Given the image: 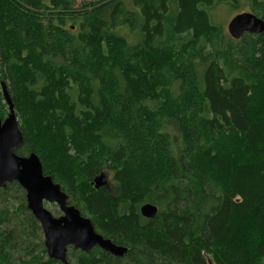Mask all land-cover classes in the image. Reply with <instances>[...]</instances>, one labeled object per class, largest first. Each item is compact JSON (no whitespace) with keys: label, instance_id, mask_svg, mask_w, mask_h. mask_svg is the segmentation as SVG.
<instances>
[{"label":"trees","instance_id":"trees-1","mask_svg":"<svg viewBox=\"0 0 264 264\" xmlns=\"http://www.w3.org/2000/svg\"><path fill=\"white\" fill-rule=\"evenodd\" d=\"M222 5L264 19V0H0L16 154L128 248L69 264H264V33L231 38ZM43 237L19 184L0 188V264H62Z\"/></svg>","mask_w":264,"mask_h":264},{"label":"water","instance_id":"water-1","mask_svg":"<svg viewBox=\"0 0 264 264\" xmlns=\"http://www.w3.org/2000/svg\"><path fill=\"white\" fill-rule=\"evenodd\" d=\"M227 30L235 40H240L246 33L260 35L264 33V19L252 12L240 13L229 22ZM2 88L9 115L5 120L0 119V188L16 182L24 190L27 208L42 228L48 257L69 264L67 254L71 247L83 252L99 248L115 258L123 257L128 248L104 238L96 231L91 219L68 203V196L61 185L44 174L43 164L36 153L28 156L16 154L15 150L24 144V135L5 84ZM105 178L102 173L95 179L96 189L107 185ZM46 203L56 204L62 215L55 217L46 208ZM140 212L146 219H155L158 207L145 204Z\"/></svg>","mask_w":264,"mask_h":264},{"label":"rangeland","instance_id":"rangeland-1","mask_svg":"<svg viewBox=\"0 0 264 264\" xmlns=\"http://www.w3.org/2000/svg\"><path fill=\"white\" fill-rule=\"evenodd\" d=\"M97 1H99V0H76L77 4L79 6L84 5V4L95 3ZM243 9L245 12H248L246 7H244ZM213 13H214L215 18H216V15H218V20L220 21L221 24H223V26L225 27V30L228 32L227 26H228L229 22L236 15H238L240 13H244V12H241L238 10H233L231 8V6H229V5H222ZM218 20H216V21H218ZM103 173L106 175L105 181L107 182V185L105 187L112 186V182H113L112 172L110 170L106 169L105 171H103ZM17 197L19 198V195H17ZM14 202H15V200H12V205ZM46 208L56 217H59L62 215L59 207L56 204L46 203ZM209 264H212V263L210 262Z\"/></svg>","mask_w":264,"mask_h":264},{"label":"flooded vegetation","instance_id":"flooded-vegetation-1","mask_svg":"<svg viewBox=\"0 0 264 264\" xmlns=\"http://www.w3.org/2000/svg\"><path fill=\"white\" fill-rule=\"evenodd\" d=\"M263 19V18H262ZM67 196H68V203L70 204V200H69V195L67 194ZM70 205H72V206H75V205H73V204H70ZM76 207V206H75ZM77 208V207H76ZM62 214V213H61ZM60 217V216H59Z\"/></svg>","mask_w":264,"mask_h":264},{"label":"bare ground","instance_id":"bare-ground-1","mask_svg":"<svg viewBox=\"0 0 264 264\" xmlns=\"http://www.w3.org/2000/svg\"><path fill=\"white\" fill-rule=\"evenodd\" d=\"M28 156V155H27ZM69 202V201H68ZM56 217V216H55ZM44 238V237H43Z\"/></svg>","mask_w":264,"mask_h":264}]
</instances>
